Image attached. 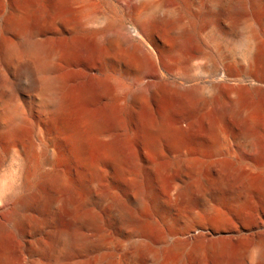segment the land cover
Here are the masks:
<instances>
[{
	"label": "bare ground",
	"instance_id": "bare-ground-1",
	"mask_svg": "<svg viewBox=\"0 0 264 264\" xmlns=\"http://www.w3.org/2000/svg\"><path fill=\"white\" fill-rule=\"evenodd\" d=\"M91 1L9 4L0 52L27 55L25 88L40 104L35 121L10 102L0 112V152L17 161L0 188V264H264L253 228L264 213V0ZM71 33L92 43L112 88L64 72ZM222 36L254 42L256 83H178L177 50ZM227 122L240 128L236 160L221 147Z\"/></svg>",
	"mask_w": 264,
	"mask_h": 264
},
{
	"label": "rangeland",
	"instance_id": "rangeland-1",
	"mask_svg": "<svg viewBox=\"0 0 264 264\" xmlns=\"http://www.w3.org/2000/svg\"><path fill=\"white\" fill-rule=\"evenodd\" d=\"M41 1L43 0H0V37L3 35L2 29L9 19V4L13 6L31 4L37 7ZM91 2L96 11L107 10V3H110L111 7L115 8L113 0H92ZM173 8H181L180 0L175 1ZM200 8L202 12H207V1L203 2ZM71 19H75V16L73 15ZM204 23L201 22L199 25ZM251 24L253 28L259 30L254 20H251ZM127 28L131 35L136 33L132 24L127 23ZM163 30L173 32L175 29L172 26ZM209 30L207 29V31ZM44 33L47 34L53 44L59 45L61 43L62 37L59 36L60 34L57 31L45 29ZM6 36L14 39L7 34ZM69 38L74 44V55L68 70L64 69V72L71 76L77 86L101 81L107 83V87L111 86L112 88V82L109 80L110 75H112L111 70L100 61L97 54L92 50V43L88 39L78 37L75 33H71ZM262 41L264 40L262 39ZM165 42L166 45L175 47L174 39L169 38ZM253 45L254 42L251 40L236 41L231 36H222L218 39L197 37L193 39L188 49L177 50L175 54L174 63L176 65L174 66L175 72L178 73L177 82L209 85L217 77L219 79L223 77L222 81H227L226 83L243 84L251 87L256 83L254 80V72L256 70L254 71L249 65V60L253 53ZM146 47L151 49L147 43ZM202 49H205V52L200 51ZM217 49L220 50V53L216 52ZM26 60L27 55L23 52L13 55H4L0 52V112L3 110L4 105L10 102L22 107L23 111L27 112L32 120L35 121L36 116L33 115L32 111L35 106L40 104V97H38L39 92L36 89L28 91L25 88L26 82L23 67ZM169 69L171 68L169 67ZM158 72L159 75L168 77L166 70L159 68ZM263 84L260 83L264 87ZM101 100L105 104L115 103L114 95L110 94L109 90L103 92ZM225 127V135L224 139L222 138L221 147L223 152L236 160L239 157V151L236 146L240 142L238 136L240 128L239 125H233L231 122H227ZM31 136H35V134H31ZM195 146H199L198 143ZM207 148L202 149L201 147L202 155H204L205 151L204 157H207V159L214 158L215 151L213 149V151L210 150V146H207ZM16 166L17 161L12 148L6 147L4 151L0 152V188L12 177ZM253 222L256 234L264 238V213H255Z\"/></svg>",
	"mask_w": 264,
	"mask_h": 264
}]
</instances>
